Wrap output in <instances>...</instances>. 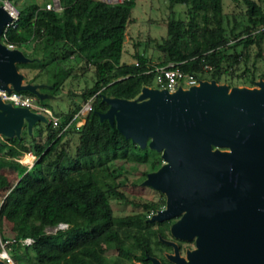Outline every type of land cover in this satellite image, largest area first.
<instances>
[{
  "label": "trees",
  "instance_id": "16d2710c",
  "mask_svg": "<svg viewBox=\"0 0 264 264\" xmlns=\"http://www.w3.org/2000/svg\"><path fill=\"white\" fill-rule=\"evenodd\" d=\"M242 2L245 23L242 31L234 33L235 26L227 28L223 0H168L171 13L175 5L184 7L185 18L168 17L166 34L159 41L147 37V43L161 54L155 63L149 60L145 47L140 52L142 41L129 52L123 50L126 29L134 22L131 12L136 0H59V11L46 10L36 3L17 9V19L1 32L3 43L12 44L15 49L29 43L40 44L52 62L75 58L76 71L83 73L91 68L93 83L79 96L82 102L90 99L91 108L76 124L71 158L65 145L59 151L58 147L67 134L65 125L80 110L82 102L72 103L70 112L60 114L57 127L52 129L47 124L44 140L35 136L26 145L23 138L12 136L0 146V165L7 157L11 159L7 163L20 172L0 205V222L5 219L14 223L15 238L34 240L20 254L12 255L15 264H153L152 259L171 264L164 255L172 252L168 238L175 222L151 220L143 213H155L165 200L159 204H137L142 212L114 216L109 198L126 201L125 196L116 186L103 185L98 180V170L110 169L101 158L115 159L118 154L126 156L136 151L146 158L154 152L136 146L118 131L114 120L102 117L110 107L106 99L131 101L144 87L158 89L153 82L155 67L172 65L197 79L207 76L218 82L227 74V68L232 71V65L241 61L237 47H242L243 62L250 45L256 46L255 57H260L263 32L258 28L264 27V9L254 0ZM123 53L134 61L121 62ZM66 65L69 66L63 65L62 71L67 77L74 76L73 64ZM205 66L209 69L205 70ZM253 78L251 74L249 83ZM260 78L264 80V73ZM244 83L245 80L241 82ZM17 93L32 96L28 91ZM26 153L37 157L29 169L12 160L22 155V159L26 158ZM160 163V157L154 156L149 170H155ZM110 173L116 178L123 172L119 166ZM60 223L67 227L54 233L44 231Z\"/></svg>",
  "mask_w": 264,
  "mask_h": 264
},
{
  "label": "water",
  "instance_id": "95a60500",
  "mask_svg": "<svg viewBox=\"0 0 264 264\" xmlns=\"http://www.w3.org/2000/svg\"><path fill=\"white\" fill-rule=\"evenodd\" d=\"M11 21L0 6V35ZM25 61L18 49L0 43V91L23 89L15 63ZM258 84L260 90L234 88L228 96L227 87L201 82L173 94L144 87L139 98L147 100L140 102L106 99L110 107L102 117L165 161L146 181L166 196L165 209L151 220L182 214L171 235L196 237L187 260L170 256L175 264H264V82ZM43 120L0 100L2 135Z\"/></svg>",
  "mask_w": 264,
  "mask_h": 264
},
{
  "label": "rangeland",
  "instance_id": "374dc122",
  "mask_svg": "<svg viewBox=\"0 0 264 264\" xmlns=\"http://www.w3.org/2000/svg\"><path fill=\"white\" fill-rule=\"evenodd\" d=\"M110 1H112L110 3H117L121 2L122 0ZM254 1L264 9V0ZM48 2H50V0H12V2L10 3L16 8V10H20L24 6L31 3H36L39 6H45V4ZM172 9L173 13H171V9L168 6V0H136V5L131 12V18L134 20V22L127 27L125 32V50H128L126 52L131 51L132 47H134V44L135 46H137L139 45L140 41H142L139 47L140 52H142L143 48L145 47V51L148 52H145V54L147 53L146 55L149 56V60L152 63L158 62L161 54L154 49V45L147 43V37L151 36L156 40L158 39L159 41L160 38H162L166 34L165 23L168 17L172 16L175 19L185 18L184 7L182 5H175ZM223 9L225 14H227L228 16V18L226 19L227 28L231 29L235 26V29L233 30L234 33H239L240 30L242 31L245 23V18L243 17L245 6L242 0H223ZM258 30H261L260 32H263L259 40L261 46L260 57H255L257 50L256 46L250 45L247 60L243 62V50L242 47L239 46L236 48V50L238 52H241V61L237 64L232 65V71H230V68H227V74L223 75L221 77V80L218 82H215L211 78L209 79L207 78V76H204L200 78L199 83L207 82L209 84L214 83L219 87L225 86L228 88V92H230L231 89L234 88L260 90L258 83L264 82V80L260 78L261 74L264 73V27H259ZM0 43H3L1 39ZM18 50L26 59L25 62L15 63L17 73L21 76L20 83L23 87L21 91H28L32 93V96L25 95L33 100V106L27 109L32 113L44 117L43 121H34L30 127L28 126L26 121H24L19 133L17 135H13L23 138L25 144L28 145L32 137L38 136V138L40 137L42 140L46 138L47 131H45V127L48 124V115L43 113L42 109L46 107H44L40 102L42 101L43 103L47 104V108H49L48 110H50L53 115L57 116L60 119V114L70 112V109L75 103L82 102L79 98V94H81V91L83 89L91 87L93 83V75L90 72L91 68H87L85 71H83V73H80L81 71H76L77 69L75 66H77V60L75 58H69L67 59V61L64 60L63 62H52L51 57L47 56L48 53L42 50L40 44L29 43L25 48H20ZM123 61H129L126 59L125 55H123ZM62 64L67 67L69 65L66 64H73L74 70L76 71H74V76L69 75V77H67L62 71ZM246 69L248 71H245ZM251 74H254V78L253 81L249 83L248 79L251 77ZM243 80H245L246 83L241 84ZM227 83H231L232 85L237 86L230 88L227 86ZM151 89H156V87H153ZM177 89L175 91L167 92L169 94H173L177 91ZM181 89L183 91H186L189 88ZM10 90L13 91L12 88ZM141 94L142 93L140 92V94L131 101L140 102L143 100H147L145 98L141 100L139 98ZM73 102L75 103L72 104ZM86 102L87 101L82 102L80 109L84 107ZM5 103L10 104L7 102ZM12 107L15 109L20 108L18 106ZM74 116L73 119H71L70 125L66 128L67 134L62 140V145H59L58 147L59 151L61 148H63L62 146L65 145V149L67 150L70 158L74 154L76 144V124L81 123L84 118L81 117L80 121H78ZM6 138L7 136L0 134V146ZM135 145L138 146L137 144ZM139 148H141L142 150L148 148L149 150H152L154 152L152 154L149 152V155L146 158H143L141 152L136 151L129 152L126 154V156H124L123 154H118L115 159H111L109 157H103L100 159L110 169L105 168V170H98L96 172L98 174V180L103 185L106 184L116 186L119 192L124 194L126 199L125 201L114 197L109 198L110 206L114 216H126L136 212H142V208L136 206L137 204H159L161 199L165 200V204L163 206H160L155 213H153L152 211H144L143 213L146 214V217L148 219H152V217L157 212L165 209V194L160 190L152 187L151 185L146 184L148 177L150 175L158 173L165 165V161L161 158V152L150 148L148 146V143H146L144 147ZM212 150H219L221 152L227 153L229 152L227 148L212 147ZM28 154L29 153H26L25 155ZM30 154L31 156H34L32 153ZM154 156H159L161 163L155 170H149V162L153 160ZM22 157H24V155L12 160L26 169L31 168L37 160L36 156H34L33 159L30 156L23 159ZM93 159H96L95 162L98 161L96 157H93ZM9 161H11V159L4 157L3 163L0 165V205L7 191L15 184V182L20 177V172L17 169L12 168V165H9V163H7ZM119 166L122 168L123 173L114 178L110 172L113 168L115 169ZM144 172H146V174H144ZM114 174H117V172H115ZM181 217L182 214H178L175 217L171 218V220L176 223L181 219ZM44 231L47 233L53 232V228H44ZM15 235L16 231L14 223L2 219L0 222V243L5 239L8 240L13 238ZM195 239L196 237L189 239L190 241L180 240L174 238L170 233L168 241H172V252L165 253V258L171 264L175 263L169 260L170 256H178L179 258L187 260V253L196 248ZM179 242L181 243V247L178 246ZM14 246L16 245H11L8 249V253L11 258L15 252L20 254L23 251V247ZM175 251L177 252V254H175ZM12 261L13 264H15L13 258ZM0 264L7 263L3 260H0Z\"/></svg>",
  "mask_w": 264,
  "mask_h": 264
},
{
  "label": "built area",
  "instance_id": "2783aa9c",
  "mask_svg": "<svg viewBox=\"0 0 264 264\" xmlns=\"http://www.w3.org/2000/svg\"><path fill=\"white\" fill-rule=\"evenodd\" d=\"M106 2H112L110 0H104ZM0 6H2L12 17V21L9 25H12L13 22L18 17V12L16 8L10 3L9 0H0ZM46 10L51 11H59L61 9L59 0H50V2L45 4ZM8 25V26H9ZM7 27V26H6ZM7 49H14L15 46L12 44H5L2 43ZM205 70H208L209 67L205 66ZM154 79L153 82L155 86L158 87L159 90H166V91H175L177 88H184L188 89L192 86H196L199 84L200 79H197L194 75L185 73L181 71L177 67H173L172 65L169 66H161L154 68ZM0 100L2 102L10 103L12 106H18L23 108H29L33 106V100L21 93H17L14 91L5 92L0 91ZM90 99L87 100L86 104L83 108H81L76 114L75 118L80 121L81 117H84L86 113L90 110ZM43 113L48 115V124H51L52 127H57L60 124V119L53 115L50 110L47 108L42 109ZM85 118V117H84ZM75 119V120H76ZM71 123V120L65 125L64 129H66ZM29 156L33 159L34 157L29 154ZM67 226L66 224L60 223L53 228L54 233L58 229H65ZM47 233V232H46ZM34 240L31 237H24V238H11L5 239L0 243V260L5 261L7 264H13L12 258L8 253L9 246L12 244L18 245L20 247H26L32 245Z\"/></svg>",
  "mask_w": 264,
  "mask_h": 264
},
{
  "label": "crops",
  "instance_id": "0c3cea01",
  "mask_svg": "<svg viewBox=\"0 0 264 264\" xmlns=\"http://www.w3.org/2000/svg\"><path fill=\"white\" fill-rule=\"evenodd\" d=\"M104 1V0H103ZM106 2V1H105ZM135 5H136V3H135ZM126 39V38H125ZM124 45H125V40H124ZM123 50H125V47L123 48ZM123 55H125L126 56V59L127 60H129V61H123ZM123 55H122V58H121V62H124V63H132L134 60H132L129 56H127L126 54H124L123 53ZM73 103H75V102H73ZM30 154V153H29ZM28 154V155H29ZM31 155V154H30ZM34 157V156H33Z\"/></svg>",
  "mask_w": 264,
  "mask_h": 264
},
{
  "label": "bare ground",
  "instance_id": "6f19581e",
  "mask_svg": "<svg viewBox=\"0 0 264 264\" xmlns=\"http://www.w3.org/2000/svg\"><path fill=\"white\" fill-rule=\"evenodd\" d=\"M229 95V92L227 93V96Z\"/></svg>",
  "mask_w": 264,
  "mask_h": 264
}]
</instances>
